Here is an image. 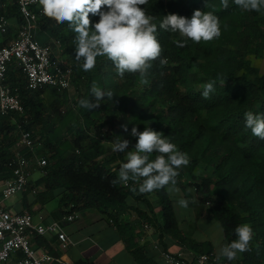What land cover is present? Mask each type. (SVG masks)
I'll return each instance as SVG.
<instances>
[{
  "label": "trees",
  "instance_id": "obj_1",
  "mask_svg": "<svg viewBox=\"0 0 264 264\" xmlns=\"http://www.w3.org/2000/svg\"><path fill=\"white\" fill-rule=\"evenodd\" d=\"M205 4L206 0H148L142 6L154 17L163 48L161 58L168 60L165 66L158 60L153 62L146 84L141 83L138 73L118 76L106 57H98L94 69L84 71L82 61L74 59L75 33L67 22L58 25L40 15L35 38L52 46L53 59L72 64L71 84L65 89L45 86L32 90L17 61L9 64L4 82L19 93L25 111L0 114V123L7 127L1 137L0 180L12 175L13 146L20 134L18 123H23L40 142L34 154L47 159L40 168L43 175L32 181L37 196L49 199L55 190H61V215L57 218L73 209H97L126 233L128 222L122 214L130 206L129 196L141 199L132 191L138 190V184L113 185L111 181L117 179L120 165L126 162V151L134 149L132 127L139 131L151 127L188 155L190 163L179 170L177 186L185 195H193L220 223L226 244L237 238L234 230L238 225L252 227L250 251L238 253L233 261L222 258L224 264H264V140L252 135L244 119L247 111L264 114V71L256 64L264 58V10L244 11L233 0L227 9L220 0H207V8ZM195 10L217 15L221 36L210 42L188 40L179 48L174 41L183 38L160 29L159 23L168 14L191 18ZM2 14L8 19L15 17L19 24L23 21L17 0H0ZM90 20L94 25L99 16L90 14ZM213 80L215 90L209 99H203V86ZM93 82L114 96L112 100L105 97L99 108L88 111L79 107L78 101L92 99ZM122 125H127V132ZM118 137L130 141L125 152L111 150ZM21 151L30 153L24 148ZM155 194L160 195L163 223L155 214L145 217L162 230L172 231L177 225L172 200L166 189ZM209 246L194 241L198 253L213 251ZM133 252L140 264L149 261L140 247Z\"/></svg>",
  "mask_w": 264,
  "mask_h": 264
},
{
  "label": "clouds",
  "instance_id": "obj_2",
  "mask_svg": "<svg viewBox=\"0 0 264 264\" xmlns=\"http://www.w3.org/2000/svg\"><path fill=\"white\" fill-rule=\"evenodd\" d=\"M234 4L244 11L261 12L264 10V0H233ZM227 9L229 0H220ZM44 16L54 20L58 25L67 22L75 33L74 59L81 62L84 71H91L96 66L98 57H106L114 65L117 75L121 78L125 73L139 74L141 83L154 61L160 66L168 63L167 58H161L163 48L157 38V24L154 17L146 13L144 5L148 0H38ZM208 7L207 0L205 4ZM106 7V11L103 10ZM90 14L99 16L94 25ZM226 27V26H225ZM159 28L178 33L183 40H176L177 47L183 48L188 40L193 43L210 42L221 36L220 18L212 11L195 10L191 18L177 14H168L159 23ZM225 79L221 78L224 85ZM216 81H210L203 86L201 96L209 99L215 88ZM92 99L82 98L79 107L92 111L100 107V101L105 97L112 100L114 93L105 92L95 82L91 89ZM245 127L251 130L253 136L264 140V114L247 111L244 113ZM125 132L127 125L121 126ZM130 135L136 138L133 150L126 151L130 141L119 139L112 143L113 152H125L126 162L120 165L117 179L113 185L129 181L138 184L139 194H151L166 189L169 195L179 193L177 177L180 169L190 163L188 155L179 150L168 136L157 132L151 127L139 131L132 127ZM153 154H155L154 159ZM135 193L137 189H132ZM179 207L187 209L189 201L180 198ZM222 230V228H221ZM236 239L219 248L217 262L221 258L228 261L236 260L238 253L250 251L253 239V229L247 224L235 228Z\"/></svg>",
  "mask_w": 264,
  "mask_h": 264
},
{
  "label": "built area",
  "instance_id": "obj_3",
  "mask_svg": "<svg viewBox=\"0 0 264 264\" xmlns=\"http://www.w3.org/2000/svg\"><path fill=\"white\" fill-rule=\"evenodd\" d=\"M20 12L23 16L22 23L18 26L17 35L7 44L0 47V114H22L25 111L24 104L18 92L5 83L9 64L14 60L20 65L25 74L27 85L32 90L45 86L57 89L68 88L71 84L73 66L66 60L52 58L53 48L50 44L40 43L35 38V31L41 12L38 0H17ZM9 19L0 15V32L7 33ZM26 122V120H24ZM20 128L19 138L15 145V155L12 161V175L2 181L0 187V264H7L12 254L19 251L20 255L12 264H60L61 256L50 250L38 251L32 240L37 235L57 236L59 248L65 249L72 242L65 229V221H74L80 217L78 210L73 209L64 214L60 219H53L45 223L36 221L33 214L24 209L12 212L4 204V200L21 192L37 190L32 185V168H42L47 164L44 156L35 155L34 152L39 140L31 131L18 123ZM3 143L0 137V145ZM24 148L30 153L21 151ZM145 226H149L146 223ZM156 248H161L156 242ZM161 255L166 264H187V259L182 254H174L161 248ZM217 253L213 251L200 252L193 256V264H224L222 258L217 262Z\"/></svg>",
  "mask_w": 264,
  "mask_h": 264
},
{
  "label": "crops",
  "instance_id": "obj_4",
  "mask_svg": "<svg viewBox=\"0 0 264 264\" xmlns=\"http://www.w3.org/2000/svg\"><path fill=\"white\" fill-rule=\"evenodd\" d=\"M18 26L19 22L15 17L9 18L7 33L0 32V47L17 35ZM256 64L261 71H264V58L256 61ZM12 119L15 123V118L12 117ZM6 129L7 127L0 123V137H3ZM13 134L16 135V132L11 135L14 138ZM13 147L15 148V146ZM42 175L41 169H34L32 181L38 180ZM2 181L0 180V187ZM60 192L61 190H55L52 197L44 199L27 189L7 199L4 204L12 212L27 209L33 214L36 221H40L42 217L43 222L47 223L50 220L58 219L57 216L61 215L59 208ZM136 193L139 194L138 190ZM139 196L141 197L140 200H136L133 196L127 198V203L130 206L122 214L124 221L128 222L126 233L121 231L118 224L107 214L97 209H85L79 211L80 217L78 219L65 221L63 224L72 242L67 248H59V239L57 236L51 235H37L33 238L32 243L38 251L50 250L59 254L63 260V263L60 264H140L133 252L137 247L143 249L148 255L149 261L146 264H166L161 255V248L174 254H182L187 259V264H193L191 259L198 253L194 248V241L209 243V247L213 248L217 254L219 248L226 244L223 229L218 235L219 241H215L209 235L197 238L195 230L201 225L199 220H202L201 217L207 218V214L194 215V208H191L194 204L193 195H185L183 191L179 195H168L172 200L177 218V225L172 231L162 230V226L153 225L145 217L147 214H155L159 222L163 223L164 217L158 203L160 195L153 192L151 194H139ZM180 198L189 201L187 216L180 214L177 204ZM146 223L149 226H145ZM156 242L160 243L161 248L154 246ZM19 255V251H15L7 264L14 263ZM230 264L237 263L232 262Z\"/></svg>",
  "mask_w": 264,
  "mask_h": 264
},
{
  "label": "rangeland",
  "instance_id": "obj_5",
  "mask_svg": "<svg viewBox=\"0 0 264 264\" xmlns=\"http://www.w3.org/2000/svg\"><path fill=\"white\" fill-rule=\"evenodd\" d=\"M37 169H40V168H37ZM204 172L206 173L207 171H204ZM32 174H33V171H32ZM179 190L180 191H179V193H177V195H179L183 191L180 188H179ZM15 195H18V194H15ZM15 195H13L9 198L14 197ZM9 198H7V199H9ZM7 199L4 200L3 204L5 203V201ZM191 208H194V215L201 214V213L207 214V218L201 217L202 220H199V223L201 225L195 230V234H196L197 238H203L206 235H209L213 239H215V241H219L220 237L218 235L221 232L220 223L217 220H215L213 218L212 214L206 209V207L203 204H201L199 201H197L196 199H194V204L192 205ZM187 210H188V208L184 209V208L179 207L180 214H182L183 216H185V215L187 216V212H186ZM194 219H195V216H194ZM194 222H195V220H194Z\"/></svg>",
  "mask_w": 264,
  "mask_h": 264
}]
</instances>
